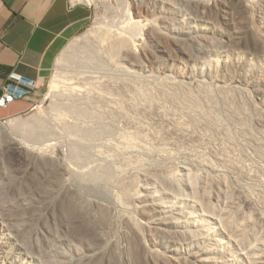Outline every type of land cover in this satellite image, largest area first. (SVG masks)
I'll return each mask as SVG.
<instances>
[{
  "label": "rangeland",
  "instance_id": "obj_1",
  "mask_svg": "<svg viewBox=\"0 0 264 264\" xmlns=\"http://www.w3.org/2000/svg\"><path fill=\"white\" fill-rule=\"evenodd\" d=\"M75 1H76V3L77 2L78 3H84L89 7L90 12H91V16H90L88 22L86 23V25L82 28V30L79 33H77L73 38L69 39L68 41H66L64 43L63 47L55 55L54 60L52 61V64L49 66V68L45 72V75L42 78V80L37 82L36 89L30 98L31 102H32V107H31L30 111L26 114H23V115L14 116V117H21L22 119H25V121L29 122V123L35 119L45 120V121H47V123L49 122L48 124H50V126H52L51 128L53 129V134L50 135L44 141H42V143L41 142H40V144L36 143L35 146H33V149H31L30 152H28V153L25 152L24 155L22 153H16L15 150L12 151L10 148H8L5 145L6 137L4 135L0 136V245H2V244L8 245L9 243H12L10 246H6V248L0 250V264H12L13 263V262L12 263L6 262V260L11 257L12 251H15L17 253V256L14 257L15 259H12V258L10 259V261L11 260L14 261L15 264H150L148 258L142 252L139 253V257L137 259H135V260L133 259L134 257L132 255H133V248L135 246L134 244L136 242H138V240L145 242V244H148V243H146V241H148V238H151L154 234L153 239L157 238L155 241L158 244L168 246L169 245L168 236L166 239V237H163V235H161V233L155 231L153 228L147 227V225H146V221H147L146 218L147 217L145 218L139 212L140 209L138 210L137 209L138 207H135V205L136 206L139 205L137 201L131 200L130 202H127V203L123 202L124 204H121L119 201L117 202L116 197L118 195H116L115 193L118 192V189L115 186H113V185L108 186L110 194H109V196H105V195L103 196V195L98 194L96 192V190L94 189V187H96V186L93 183H84L81 181L79 182V180L74 175L75 173H84L87 170L93 169L94 167H97L98 164L100 165L101 163L103 164V162L105 163L106 160L108 161L107 163L111 162L110 164L114 167V169H116L119 166L118 169H120V170L117 169L118 172L115 171V173H117V175L114 173L115 176L121 175L120 177H123V176H127V175L129 176V174L132 176L131 173L134 172V175L136 173L135 177H137V181L139 182V184L137 182V186L144 185L145 182L148 180V178H147L148 173L156 170V168H158V169L160 168V170L163 169L162 172L169 175V176L172 174L171 176L172 177L174 176L173 178H175L177 174H180L179 169L182 167L188 169L189 171L188 170L187 171L190 172V175H192V173H193V176L195 175V176H198L199 178H201V177L204 178L206 176L207 179L209 180L208 181L206 178L204 179L205 183L207 182V185L205 184V186L203 188L204 190L202 189L203 191L201 190V188L198 189L199 191L198 190L197 191H198V194L201 191L200 192L201 195L199 194V196H201L200 198L203 197L204 199H207L208 202L204 199H203V201H206L207 203H209L210 208L212 207V205H213V207L211 209L209 208L210 211L207 208L208 212H207V210L203 211L202 208L194 205V201L192 198L193 195H191L188 192H186L185 190H183L184 195L182 198H180V197L174 198L175 201L177 202V204L182 205L186 210V214H182V219H188L190 221L193 220L192 222H195L197 224L202 221V224L206 226V232H204V234L202 235V238L207 240L208 243L210 241H212L213 247L211 246V249L213 248V251H216L217 253H221V254H219L221 259H218L219 264H254L255 261L260 260L261 257H262L261 260L264 261V255L261 254L264 252L263 249H262L263 252H261V253L259 252V254H258L259 249L256 250L257 247L259 246L257 241L261 238L260 237L261 234L264 233V169H263L264 168L263 167L264 166V156H260L256 152V145H255L256 141L251 140L249 136H248L249 138L245 137V133H242V136H241L242 131H240V130H239L240 135H238L239 134V131H238L239 128H236L237 126L232 125L235 121H233V123H232L231 120L230 121L226 120L228 118H226L225 115L223 116V114H226V113H225V111L223 113V110H222L223 107L220 105V103L217 102V104H216V105H219L218 106L219 109H218V107H216L218 109V110H216L217 112L215 113V109L213 111H214L215 115L218 113V111H219V113H222V114H220V116H222L224 118H220L218 116L219 113L216 116H218V118L220 120L224 119L226 124L224 123L223 120H222V122L221 121L220 122H221V124H225V125H223V127L226 126L228 130L225 129V127L223 128L221 125H219V126L218 125H215V126L209 125V126L203 127L205 124V123L203 124V122H202V124L198 123V122H197V124L196 123L194 124L193 122H191V120L187 117L186 114L182 115L184 113H182L180 111H178L179 114L177 112H175V113L172 112L171 104L168 102H163L162 100L159 101L161 98L160 99L158 98L159 103L157 101V103H158L157 105L161 106V104H162V106L164 105L166 107V109L164 106L163 107L157 106L155 108H152L153 110L152 109L148 110V111L145 110V113L147 115L144 113V110H142L141 112H136V114L134 112V109L131 110L134 113H132L130 110H128V111H130V113L128 112L129 116L132 114H135V115H132L135 117L131 116L129 118V123L132 127L129 124H127L128 121H127V123L126 122L124 123V120L126 121V120H128V118H126V119L123 118L124 119L123 121L122 120L119 121V117L117 119L114 118L116 120L112 119L113 122L111 120L105 119V122L108 121L107 123H108V127L111 130V133L109 134L110 136L107 134L103 135L105 138L101 136L102 138H98L99 141H98V139H96L97 137L94 138V140H90V139H87L83 136H76V134L70 133L63 128L65 130L64 131L62 129L63 126L59 124L60 121L58 120V117H57L58 116L57 113H60L62 115V106H64L65 103H68V102L73 103L74 105H77V106L82 105L83 107H85L90 112L84 117V119L86 121L90 122L91 120L94 119V117H97L96 115L100 114L99 113L100 110L93 108V106H91V105H86L85 104L86 99L84 97H80L78 99H77V97H75L76 99H72V95L68 94V91L70 93V89H71L72 85L75 86V84H77V82L81 83V85H84L87 82L92 81L93 79L96 80V78H97V80H99V79L103 80V78L108 79V80L104 79L105 81H107V83H108V81H110V83H112L115 80L114 82H116V83L113 82V84L123 83V82H121L120 79H122L124 81V80H127L129 78V79H132V81H133L135 78H137L133 81L135 83L132 82V83H130V85L133 84L132 85V87H133L135 84L138 83L139 85L138 84L136 85L138 87V86H141V85L144 86V84L145 85L147 84L146 85L147 87L146 86H144V87L149 88V90L151 89V91L155 90V91H153V93L156 94V97H160V96H157V95H159L157 92L158 86L163 85V84L172 85V82H170V81H172V79H174L175 82L177 80V84H178V79H179V83H180V81L182 83V80L186 78L185 84H184V80H183V83H182L183 86H185V85H186V87L191 86V87H189V89H191L192 87L194 88L196 86L197 90H198L197 87L203 86L207 90L205 89V91H204L203 87H201L200 91L209 93L211 96H213V98L217 97V100L220 98L219 97L221 95V94L219 95L220 92L223 93L225 90H226V92L228 90H229L228 92H230V89L228 87L233 88V86H234V88H235V89L233 88L235 90L234 94H237L236 91H239V94H237V97H236L237 100H239V101L242 100L243 102L245 101L244 103H245L246 107L249 108L248 109L249 111L251 109H252L251 111H253V107H256L257 105L258 106L255 109L259 108L260 104L264 101V96L262 94L256 92L253 88H254V86L257 88L262 87V85L264 86V54L257 53L256 51H254V48H253L254 46L250 41L249 34L244 33L241 43H238L234 32H236V31L238 32L241 29L243 30L244 27L248 26L249 24L254 25L255 28L262 29V27L264 26V12H262V11H264V7L262 9V6H264V0H249L250 6L247 3L248 0H244V2H243V0L242 1L240 0L242 3L239 0H236V1L235 0H227V1L226 0H222V1L221 0H219V1L218 0H198V1H201L202 3H205L206 5L209 6L208 8L204 9V10H206V13L203 10V16L205 18H202V19L199 16L197 17V15H196L197 13H195V11H193L194 9H191L188 7H186V8L185 7H179L178 3L176 2L177 0H158V1L164 2V3L172 2L175 4V5H173V7L180 8V10L182 9L181 11L173 10L174 12L171 13V18L174 19L175 21L178 20L179 22H181V24H184V25H189L190 23L192 25V23H193L194 25L195 24L200 25L202 27L209 28V30L210 29L212 30V32L209 31L208 34L205 36V39H203V40H205L204 43L207 46L209 45V47H208L209 48V50H208V58L209 59L206 62L208 63V62L213 60L212 62L208 63L209 65L207 64L208 66L206 67V69L207 68L209 69L212 67V69H211L212 72H210V73L205 72L204 73V74H206L205 76L193 75L194 77H192V79H191V77H189V75H187L189 77V79H188V77L184 76L186 74L182 73V72H185V68L183 65H179V68L181 67V69L179 71L183 76L178 78L174 71L169 70V69L164 70L160 66H157V65L151 66L150 64H146V66L144 65V67H143L144 69H141V71H139V69L137 70V69L133 68L134 71L137 73H135L134 71H130L129 73H126V74H128L129 77L125 73H124L125 76H122L123 72H121V74H120L119 72L99 71L97 69H92V68L84 69V68H81V66H79L80 68L77 67V65H75V64H74L75 66L73 65L74 67L72 66L71 63L68 64V62L63 60L64 55L70 54L72 44H74L76 42H80L85 37L90 35L91 34L90 32H92V31H97V30L101 31L103 29L104 30L110 29L111 31L117 30V31L123 32L130 39L131 44L134 48L138 49L142 45H146L147 47L148 46L150 47V44L147 41L146 29L148 28V26L151 23H153L155 16H157L159 14L158 12L160 11V9H157L156 7L149 5V3L146 0H144V1L143 0H95V1H91V3L90 2L88 3L84 0H75ZM224 1L227 4L229 3L228 4L229 8H228V5ZM229 1H231V2L233 1V2L231 3ZM219 2L220 3L224 2V4H223L224 6L223 5L220 6ZM235 3H239V4H235ZM240 3L241 4H243V3L247 4L250 7V9H248L250 11V13L248 10H247L248 12L246 10H244L241 7ZM253 3L255 5L258 3L261 8L260 7L258 8L257 7L258 5H256V7H255V5ZM214 4L215 5L217 4V6H215ZM235 5H236V7H235ZM226 6H227V8H226ZM237 6H239L240 8L239 7L237 8ZM252 6H254V8H251ZM248 20H250V21H248ZM155 23L157 24L158 21H156ZM94 33H92V34H94ZM208 35H209V37H208ZM231 35H234V37ZM244 36H247V37L245 38ZM228 38L229 39L232 38L234 40L236 39L234 42L236 43V41H237L238 44L232 43L233 40L231 41ZM247 38H249V39H247ZM246 39L249 40L250 42L245 41L246 42L245 43L244 40H246ZM161 40H163V39H161ZM163 43L167 44V45H165L166 47H168V46L170 47V45H171L168 42H164V40H163ZM185 47H186V50H188V52H191V50L193 49L189 45L188 46L186 45ZM171 51H172V53L175 52V50H172V48H171ZM79 57H81V56H79ZM219 63L221 65H225V66H220ZM210 65H211V67H209ZM215 65L217 67L219 66L218 67L219 69L216 68ZM151 68H155V69H151ZM156 68H159L158 70H160V75H159V71H157ZM133 69L131 68L129 70H133ZM165 71L168 75L165 73ZM213 72H215V74ZM162 73H165V75L163 76ZM130 74H132V75H130ZM210 74H211V76H210ZM173 75H176V76L174 77ZM168 76H170V77H168ZM190 76H192V75H190ZM124 77L127 79H124ZM133 77H134V79H133ZM152 77H155V78H153V80H152ZM163 77L164 78L166 77L167 80H169V82L167 80H165L166 78L164 79ZM210 77H213V78L210 79ZM111 79H112V82H111ZM195 79L198 80V82ZM201 79L204 81H202ZM69 81L70 82L72 81V83L70 84ZM164 81L168 82V83H164ZM62 82H63V84H61ZM74 82H76V83H74ZM144 82H146V83H144ZM160 82H163V83L161 84ZM175 82L173 84H176ZM207 82H209V84ZM118 84L116 86H121ZM148 84H149V86H148ZM156 84H157V86H156ZM199 84H200V86H198ZM70 85H71V87H70ZM231 85H233V86H231ZM150 86L153 87L154 89L151 88ZM225 86H226V89H225ZM236 86H238L239 88L238 87L236 88ZM219 87H220V89H219ZM223 89H224V91H221ZM236 89H238V90H236ZM239 89L242 90V92ZM60 92L63 94H61ZM66 92H67V96L70 95L69 96L70 98L68 97L69 99L66 97ZM128 92H130V91H128ZM128 92H125L127 94L124 95L125 98H123V99L126 100V101L124 100V102H126L127 105H128V101H127L128 99H129V101H131V103H129V105L133 104L135 101L137 102L138 100H135L136 98L135 99L133 98V95H132L133 93L130 92L132 95L131 96L130 93H128ZM231 92H232V90H231ZM240 92L243 93L244 95L243 94L240 95ZM211 93L212 94L216 93V95L215 94L212 95ZM128 94L132 97V99L135 100L134 102L130 99L131 97ZM126 95H128V96H126ZM238 95H240V96H238ZM246 99H248L249 102L248 101L246 102ZM249 103H250V106H249ZM84 105H86V106H84ZM88 107H89V109H88ZM157 108H159V110ZM59 109H60V112L58 111ZM154 109H157L160 112L162 111L161 113H164L166 111L169 114V112H170V114L168 115L167 113H164V114H162V116H163L162 117V116H159V115H161V113H159L158 111H156ZM55 110H57V113H54ZM153 111H155L156 113L155 114L152 113ZM137 113L140 116V118L138 120L136 119L139 117L137 115ZM140 113H141V115H140ZM56 114H57V116H56ZM142 114H144V115H142ZM167 115L169 117H173V115H174V117L169 119V117H167ZM175 115H176V117H175ZM141 116L143 119H145L147 117L143 121H145V122L147 120L148 121L145 123L142 120H140V119H142ZM155 116H157L158 118ZM14 117H11V118H14ZM70 117H72V116L68 115V118H70ZM159 117H162V118H159ZM165 117H167L168 119ZM72 118L71 119L73 121L70 122V120H69V123H73L74 121L76 122L75 118L74 117H72ZM133 118H135V119H133ZM154 118H157V119H154ZM65 119H67V118H65ZM120 119H122V118H120ZM131 119H133L135 121L137 120V122L138 123L140 122L141 125L138 123H137L138 124L137 125L135 121L130 122ZM157 120H159L160 123H162V120H163V123L165 122L168 125H165V123H164V125H163L164 127L163 126L159 127V125L161 126L163 123L160 124L159 121H157ZM186 120H188L190 122H188ZM65 121L68 122V120H65ZM109 121H111L112 123H109ZM141 121H142V123H141ZM173 122H179L178 124L182 123L183 129H182V127H180V125L179 126H178V124L176 125V123L174 125ZM171 123H172V126L170 125ZM0 124L4 125V123L1 121H0ZM192 124H194V126ZM200 124H201V126L199 127ZM236 125H237V123H236ZM138 126L142 127V128L139 127V129L141 131L139 129H137V130H139L138 131L139 133H141L142 130L144 131L141 133V135L135 131L136 130L135 127H138ZM143 126H144V129H143ZM173 126H174V128H173ZM253 126L255 128H257V130L255 128H253L254 133H255V131L258 132L259 127L256 126V124H253L252 127ZM148 127H149V129H148ZM175 127L177 129H175ZM189 127H191V128H189ZM212 127H214L215 129ZM217 127H218V129H217ZM220 127H222V129H225V130H220L221 129ZM252 127H251V130H253ZM163 128H165V129H163ZM204 128H205V130H204ZM172 129H175V131H173ZM169 130H170V132H169ZM224 131H225V133H224ZM228 131H229V133H228ZM259 131H261V130H259ZM133 132H135V133H133ZM131 133H133V134H131ZM157 133L161 137L163 135V137L160 138L159 135H158L159 137L158 136L155 137V135H157ZM220 133H223L224 135L220 134ZM258 133H260V132H258ZM258 133H255V135L256 134L258 135ZM261 133L263 134V137H264V131H262ZM13 134H15V136L19 135V133H18V135H17V133H13ZM124 134L125 135L128 134L127 136H129L131 134V138L134 137L136 139H137V137H135L134 134H138L140 136V137L138 136L139 138H141V136L143 134L144 135L142 137L143 140H142V138L141 139L138 138L137 140L132 138L134 140L133 141L130 138L132 140V142L130 143L129 142L130 140L128 141L130 143L129 144L130 148L129 147L127 148L126 144L128 143L127 140L129 137L127 138ZM217 134H220V136ZM229 134H231L232 137H230ZM262 134H260V137H262ZM248 135H250V134H248ZM120 136H122V137H120ZM145 136L147 137V139ZM169 136H171L172 138ZM224 136H226V137H224ZM227 136H228V138H227ZM208 137H209V139H208ZM215 137H216V139H215ZM229 137L235 141L232 142V140ZM124 138L127 140H125ZM240 138L243 142H241ZM17 139H16V141L18 142L19 139L18 140ZM123 139L125 140L126 144H125ZM200 139H201V141H200L201 143L199 142ZM246 139H247V141H246ZM2 140H3V142H2ZM260 140H261V138H260ZM135 141H136V143H135ZM263 141H264V138H262L261 142L259 141V138H258V142L262 143ZM253 142L255 143L254 147H253ZM18 143H20V140ZM111 143H113V144H111ZM133 143H135L136 145ZM229 143H230V145H229ZM231 143H234V144L231 145ZM115 144H120L121 149L118 148L119 145H115ZM131 144L134 145L133 149H132L133 146L131 147ZM182 144H184V145H182ZM220 145H221V147H220ZM77 146H78V148H82L84 146L85 148H82V149L87 148V150L90 148L88 151L90 152V154H92V159L89 162H85V164H82V162H79L80 164L79 163L75 164V163H73V161L69 160L70 159V157L68 155V153L70 151L69 149L75 148ZM114 146H115V148H114ZM123 146H124V149L125 148L127 149V151L125 149V151L127 153L124 151V149H122ZM127 146H128V144H127ZM183 146H185V147H183ZM236 146H238V147H236ZM224 148L227 150L225 151ZM254 148H255V151H254ZM22 151H25V150H22ZM254 153H256V154H254ZM100 154L102 155L101 157H100ZM109 154L110 155L112 154V155L110 156ZM220 154H221V156H220ZM226 154H227V156H226ZM34 155L36 157H34ZM37 155H39L40 157L38 156V159H35V158H37ZM119 155L121 157L122 156L123 157L121 158ZM219 156H220V158H219ZM228 156L231 157V159ZM164 157H165V159H164ZM51 158H53L54 161ZM129 158L131 159L132 162L130 161ZM40 159L41 160L43 159V160L41 161ZM162 159H163V161H162ZM221 159H222L223 163L221 162ZM35 160H36V162H35ZM45 160L48 161V164H46L47 161H45ZM119 160L121 163L119 162ZM44 161H45V163H43ZM129 161H130V165H129ZM139 162H141V163H139ZM224 162H226V163H224ZM63 163H66V164H63ZM235 163H237V165L238 164L239 165L237 166ZM114 164L115 165L117 164L116 165L117 167H115ZM122 164H124V165H122ZM59 165H61V166H59ZM62 166L63 167L65 166V168H69V169L67 171H66V169L62 170V171H65V173L64 172L61 173L62 171L60 170V167H62ZM131 166H133V167H131ZM152 166H153V168H152ZM124 167H126L127 169ZM130 167H131V169H129ZM232 168H234V169H232ZM73 169H74V171H73ZM170 169H171L172 173H170ZM165 170H167L169 172H167ZM142 171H143V173H142ZM173 171L175 173H173ZM123 172H126V173H123ZM137 174L139 175V178H138ZM179 176L180 175H178L177 177H179ZM62 177H63V179H62ZM212 177H214V178H212ZM223 178L225 180H223ZM142 180H144V181H142ZM217 181H219V182H217ZM225 181H226V183H225ZM220 182L224 183L222 185V187H220L221 185L219 186V184H218ZM50 184H52V185H50ZM64 184H65V188L63 187ZM60 187L63 189L60 190ZM139 187L141 188L142 186H139ZM140 188H139V190H140ZM64 189L65 190L69 189V190L63 191ZM216 189H217V191H216ZM225 189H226V191H225ZM221 190H222V192H221ZM218 191H219V193H218ZM227 191H228V193H226V194H228L227 196L225 194H222V193H225ZM66 192L71 193V194H69V198H68V195H66L67 194ZM231 192H232V194H231ZM76 193H79L82 196L80 202L82 200H83V202H81V203H87L88 202L87 204L90 207L89 214L91 213L89 217L90 218L92 217L91 219L94 220L99 215V214H97L99 212H101V213L103 212L102 214H104L105 219L102 220L103 222L99 223L100 226H98L96 229L97 230V233H96L97 238H95L94 235H91V237L87 238V240H86V238L83 239V237L81 235H80V238L77 237L75 235L76 230L72 226L73 224H70V223H72L70 221H72L73 219L67 220L66 216L63 214L64 208L68 204V201H66L65 199H70L72 197V198H74V201H76L75 203L80 205L79 199L81 196L79 194H76ZM138 193H141V192H138ZM57 194L59 195L58 197H57ZM186 195H188V196H186ZM209 196L212 197L211 201H210V199L208 200ZM25 198H27V199H25ZM30 198L35 200L34 203L33 202H29V203L25 202L24 203V199L28 200ZM54 198H58L57 199L58 202L56 201L54 204L53 203L51 204L50 202ZM185 198H186V200H185ZM240 198L242 200L241 202L239 200ZM246 199L248 201L250 199L252 200L251 204L253 202V204L255 205L254 210L252 209L253 207H250V206L248 207V205L244 204L243 201ZM46 201H47V203H46ZM77 201H78V203H77ZM84 201H86V202H84ZM214 203H215V205H214ZM90 204L93 206L91 207ZM125 204H126V206H125ZM129 204L131 206H133L134 208L131 207V210H130V208L128 209ZM53 205H55V206H53ZM82 205H85V204H82ZM134 209H136L138 212ZM235 210H236V212H235ZM227 211L229 212L230 216L228 215ZM237 211L239 213H237ZM188 212H190V213H188ZM258 212L260 214V216H259L261 218L260 220L257 219V217L255 218V216H253V215H257L256 213H258ZM93 213L94 214L96 213L95 214L96 217H95V215L92 216ZM210 213H212V214L214 213L215 216L211 215ZM225 214H227V216H229L230 218L227 217ZM145 215L148 216L146 213H145ZM151 215H152V213H151ZM153 216L154 215H152V218H153ZM126 217H127V219H126ZM212 217H215L216 220L218 217V219L220 218L222 221L221 220L220 221L219 220L218 221L213 220ZM250 217H251V221L253 222V226L252 227L248 226L247 227L248 228L247 229L248 234L246 233L247 236L244 235L246 237L243 236L242 239H239V242L242 240L241 243L242 242H244V243H242V244H240L239 242L237 243L235 241V240H237V238L236 239H234L235 237L230 238V236H227L224 234L225 229H222L223 227L226 228L225 226H227V225L232 226V229L236 232L238 228L241 229L242 226L244 227L245 223H247V221L250 220ZM98 218H99V216H98ZM233 218H235L237 220H234ZM129 219L130 220L132 219V220L129 221ZM225 219H227V220H225ZM254 220H256V221H254ZM131 222L139 225L138 230H133L130 227L132 225ZM228 222H229V224H228ZM255 222H256V224H255ZM224 223H225V225H224ZM101 224H103V225H101ZM237 225H239V226H237ZM128 226H129V228H128ZM2 229H4L5 231L2 232ZM69 229H71L72 231ZM140 229H141V231H140ZM151 230L152 231L154 230L153 231L154 233ZM150 232L152 233V235ZM128 235H130V236H128ZM234 236H236V235H234ZM134 237H137L138 239H134ZM262 237H264V234H262ZM70 238H71V240H70ZM174 238L175 239L177 238L176 240H178L179 236L174 235L173 239ZM215 238L218 239L216 241L217 244L214 243V241H213V240H216ZM157 240H159V241H157ZM88 241H89V244H86V243H88ZM130 241L132 243H130ZM249 243L253 246V248ZM256 243H257V246H256ZM129 244L130 245L133 244V245L130 246ZM186 244L187 243L177 242L175 244V247H177L176 249H183L186 247L189 248L191 245H193V244H191V245L187 244V246H186ZM238 244H239V246H238ZM131 247H132V254H131ZM192 247L194 248V246H192ZM149 248L154 249L152 246L151 247L149 246ZM155 248H157L163 255L165 254L163 252L164 251L163 246H162V248H160L159 246H156ZM249 248H250V250H249ZM252 249H254V250H252ZM248 250H249L250 254H249ZM251 250H252V252H251ZM171 252H172V250L169 249L168 254ZM245 252H248V253H245ZM248 254L250 255V257L252 259H254V258L256 259L258 255H261V257L259 256V259L257 258V260H255L254 262L251 259L250 261H252L253 263H250L249 259H248V257H249ZM254 254L256 255V257L253 258L252 256ZM130 255L133 257L132 259H131ZM179 263L183 264L181 262V260ZM187 263L193 264L190 261H187Z\"/></svg>",
  "mask_w": 264,
  "mask_h": 264
},
{
  "label": "bare ground",
  "instance_id": "obj_2",
  "mask_svg": "<svg viewBox=\"0 0 264 264\" xmlns=\"http://www.w3.org/2000/svg\"><path fill=\"white\" fill-rule=\"evenodd\" d=\"M86 2H90L91 1H95V0H84ZM144 1V0H143ZM149 5L153 6V7H156L157 9H160V11L158 12L159 14L157 16H155V19L153 21V23H151L148 28L146 29V36H147V41L148 43L150 44V47L146 46V45H142L140 46L138 49L137 48H134L131 44V41L130 39L123 33V32H120V31H117V30H110V29H106V30H101V31H92L90 32L91 34L88 35L87 37H85L83 40H81L80 42H76L74 44H72V48H71V52L70 54L68 55H64L63 57V60L71 63L72 66L75 64L77 65V67L81 66V68H84V69H87V68H92V69H97L99 71H107V72H119L121 74V72H123V75L122 76H125L124 73H129L130 71H134V69H139V71H141V69H144V65L146 66V64H150L151 66H160L161 68H163L164 70L166 69H169V70H172L175 72V74L177 75L178 78L182 77L183 75L180 73V69L181 67L179 68V65H183L184 68H185V72H182V73H185L186 77H188L187 75H189V77H194L193 75H202V76H205L206 74H204L205 72H212L211 69V65L209 67L211 68H207L206 67L209 65L208 63L212 62H206L208 61V50H209V45L207 46L203 39H205V36L208 34V32H212V30L207 27H202L200 25H194L192 23L189 24V25H184V24H181V22H178L175 21L174 19L171 18V13H173L174 11L173 10H178V11H181L180 8H175L173 7V5H175L174 3L172 2H160L158 0H146ZM219 1V0H218ZM222 1V0H221ZM227 1V0H226ZM236 1V0H235ZM234 1V2H235ZM240 1V0H239ZM242 1V0H241ZM240 1V2H241ZM179 5V7H188V8H191V9H194L193 11H195V13H197V17L199 16L201 19L202 18H205L203 16V10L208 8L209 6L206 5L205 3H202L201 1H198V0H177L176 1ZM225 2V1H224ZM224 2H219L220 3V6L224 4ZM231 2V1H229ZM233 2V1H232ZM231 2V3H232ZM244 2V0H243ZM258 2V1H257ZM217 3V2H216ZM226 3V2H225ZM242 3V2H241ZM240 3V4H241ZM246 3V2H245ZM241 4V7L244 9V10H248L250 9V4H249V0L247 1L248 5L247 4ZM251 3V2H250ZM256 3V2H255ZM260 3V2H259ZM262 3V2H261ZM227 4V3H226ZM229 4V3H228ZM227 4V5H228ZM235 4H239V3H235ZM254 4V3H253ZM215 5V4H214ZM252 5V4H251ZM255 5V4H254ZM256 5H258L257 7L259 8L260 5L257 3ZM255 5V7H256ZM177 6V5H176ZM217 6V4L215 5ZM224 6V5H223ZM240 6V5H239ZM237 6V8L239 7ZM236 7V5H235ZM249 7V8H248ZM264 6H262V9H263ZM220 8V7H219ZM227 8V6H226ZM228 8H229V5H228ZM240 8V7H239ZM251 8H254V6H252ZM261 8V7H260ZM210 9V8H209ZM224 9V8H223ZM256 9V8H255ZM240 10V9H239ZM242 10V9H241ZM258 10V9H257ZM249 11V10H248ZM247 11V12H248ZM204 12L206 13V10H204ZM244 12V11H243ZM264 12V11H262ZM250 13V11H249ZM199 14V15H198ZM246 14V13H245ZM155 15V14H154ZM175 17V16H174ZM256 18V17H255ZM180 19V18H179ZM256 20V19H255ZM158 21V23L156 24L155 22ZM250 21V20H248ZM252 21V20H251ZM213 28V27H212ZM95 32V33H94ZM94 33V34H92ZM235 33V36H236V39L238 41V43H241L242 41V37L245 34H249L250 36V41L251 43L253 44V48H254V51H256L257 53H261V54H264V26L262 27V29H258V28H255L254 25L252 24H249L248 26L244 27V29L240 30V31H236L234 32ZM234 37V35H231ZM209 37V35H208ZM229 37V36H228ZM245 38L247 36H244ZM163 39L164 42H168L170 43V47L172 48V50H175V52L172 53L171 51V48L169 47H166L165 45H167L166 43H163ZM229 39V38H228ZM235 39V40H236ZM244 39V38H243ZM249 39V38H247ZM244 40V42L246 41H249V40ZM229 40H233L232 43H235L234 39L230 38ZM236 41L235 44H238ZM249 41V42H250ZM245 42V43H246ZM231 43V42H230ZM218 44V43H217ZM243 44V43H242ZM190 46L192 47L193 49L191 50V52H188V50H186V47L185 46ZM81 54V55H80ZM81 56V57H79ZM216 60V59H215ZM214 63V62H213ZM218 63V62H217ZM216 63V64H217ZM226 63V62H225ZM70 64V65H71ZM208 64V65H207ZM220 64V63H219ZM223 64V63H222ZM74 65V66H75ZM218 65V64H217ZM73 66V67H74ZM149 66V65H148ZM220 66H225V65H221ZM76 67V68H77ZM159 67V68H160ZM216 68H218L216 65H215ZM80 68V67H79ZM133 69V70H129V69ZM159 68H156L157 71H159V75H160V70H158ZM151 69H155V68H151ZM219 69V68H218ZM215 70V69H214ZM151 71V70H150ZM156 71V70H155ZM135 72V71H134ZM133 72V73H134ZM146 72V71H145ZM163 72V71H162ZM132 73V72H131ZM137 73V72H135ZM147 73V72H146ZM166 73V71H165ZM165 73H162V75L164 76ZM215 74V72H213ZM144 74V73H143ZM152 74V73H151ZM156 74V73H155ZM167 74V73H166ZM170 74V73H169ZM204 74V75H203ZM212 74V73H211ZM210 74V76H211ZM128 76V74H126ZM132 75V74H130ZM137 75V74H136ZM139 75V74H138ZM168 75V74H167ZM176 75H173L174 77ZM192 75V76H190ZM208 75V74H207ZM142 76V75H141ZM214 76V75H213ZM129 77V76H128ZM170 77V76H168ZM173 77V78H174ZM188 77V79H189ZM209 77V76H208ZM153 78L155 77H152V80ZM159 78V77H158ZM164 78V77H163ZM166 78V77H165ZM164 78V79H165ZM172 78V77H171ZM199 78V77H198ZM197 78V79H198ZM201 78V77H200ZM213 78V77H210V79ZM105 78H103L104 80ZM124 79H127L124 77ZM134 79V77H133ZM137 79V78H135ZM134 79V80H135ZM170 79V78H169ZM183 79V78H182ZM186 79V78H185ZM185 79L184 80V84H185ZM187 79V80H188ZM80 80V79H79ZM102 79H99L97 80H92L90 82H87L86 84L84 85H81V83H78L74 85H70L71 89H70V93L68 91V94H71L72 95V99H76L75 97L80 98V97H84L86 99V102L85 104L86 105H91L93 106V108H96V109H99L100 110V114H97L96 116L97 117H94L93 120H91L90 122L86 121L84 119V117L90 113L85 107H83L82 105L81 106H77V105H74L73 103H65L64 106H62V115L60 113H57V110H55L54 113H57L56 116L58 117V120L60 121V125H62V129L64 128L66 131L70 132V133H73V134H76V136H83L87 139H90V140H94V138L98 139V138H102L104 137L103 135L107 134L109 135L111 133V130L110 128L108 127V121L107 120H111L113 122L112 119L114 118H118L119 117V121H123L124 119L128 118V120H124V123L128 121L127 124L130 125L129 123V118L132 116V115H135L136 112H141L142 110H144V113H145V110L148 111V110H151L152 108H155L157 107L159 101H163V102H168L171 104V107H172V112H177L180 111L184 114L182 115H187V117L191 120V122H193L194 124L197 122L198 123H201L203 122L204 126H215V125H221L223 127V125L226 124V122L224 121V119H219L218 116L220 118H224L222 116H220V114L222 113H219L218 111V116L215 115V113L217 112L216 110L219 109V105H216L217 102L220 103V105L223 107V113L225 111L226 114H223V116L225 115L226 120L228 121H235L237 123L234 122L232 125L234 126H237L236 128H239L238 131H242L241 132V136H242V133H245V137H250L251 140L253 141H256V144L253 142V147L256 145V152L260 155V156H264V141L262 143H260L262 141V138L263 137V134L261 133L262 131H264V101L260 104L259 108L255 109L256 107H253V111H251L252 107L250 108L251 110L249 111L248 107H246L245 105V101L243 102L242 100H237V94H239V91H236L237 94H234L235 92V88L233 85V88H230V92H226V90L224 91L221 90V91H224L223 93L220 92L219 93V99L217 100V97L213 98V96H211L209 93L207 92H203V91H200L201 90V87H197L198 90L196 89V86L192 89H189V87L191 86H188L186 87L183 86V80H182V83L180 81L179 83V79H178V84H177V80L176 82L174 81V79H172V85H159L158 88H157V92L159 95L157 96H160V97H156V94L153 93V88L151 91V89L149 90V88H145L144 86H146L144 84L141 85V86H136L137 84H135L133 87L130 83H132V79H127V80H121V82L123 83H120L118 85H121V86H116L117 84H113V81L112 82V79H111V82L108 81H105V80H108V79H105L103 81ZM143 80V79H142ZM147 80V79H146ZM151 80V79H150ZM160 80V79H159ZM163 80V79H162ZM167 80V78L165 79ZM196 80V79H195ZM202 80V79H201ZM200 80V81H201ZM77 81V80H76ZM137 81V80H136ZM161 81V80H160ZM169 82V80H167ZM198 82V80H196ZM204 81V80H202ZM201 81V82H202ZM70 82V81H69ZM157 82V81H156ZM168 82H165L164 83H168ZM176 83V84H173V83ZM200 82V83H201ZM72 83V81L70 82V84ZM76 83V82H74ZM110 83V84H109ZM116 83V82H114ZM135 83V82H133ZM146 83V82H144ZM161 84L163 82H160ZM189 83V82H188ZM209 84V82H207ZM63 84V82L61 83ZM141 84V83H140ZM151 84V83H150ZM139 85V84H138ZM155 85V84H154ZM191 85V84H190ZM61 86V85H60ZM59 86V87H60ZM68 86V85H67ZM149 86V84H148ZM157 86V84H156ZM194 86V85H193ZM200 86V84L198 85ZM206 86V85H205ZM58 87V88H59ZM69 87V88H70ZM147 87V86H146ZM207 87V86H206ZM222 87V86H221ZM238 86H236L237 88ZM66 88V87H65ZM211 88V87H210ZM223 88V87H222ZM227 88V89H228ZM239 88V87H238ZM196 89V90H195ZM204 91L206 88H204ZM220 89V87H219ZM225 89H226V86H225ZM241 89V88H240ZM239 89V90H240ZM256 92L262 94L264 96V86L262 85V87H255L253 88ZM69 90V89H68ZM207 90V89H206ZM232 90V92H231ZM238 90V89H236ZM131 93H133V98L135 100H138L137 102L132 99V95ZM219 91V90H218ZM242 92V90H240ZM125 92H128L130 93V99L134 102L133 104H130L131 101H129V99L127 100L128 101V105L126 104V102H124L125 99ZM215 92V91H214ZM217 92V91H216ZM240 92V95H242L243 93ZM61 93V92H60ZM63 94V93H61ZM155 94V95H154ZM212 94V93H211ZM216 95V93H213ZM212 94V95H213ZM126 95V96H128ZM238 95V96H240ZM244 95V94H243ZM70 96V95H69ZM69 96H67V92H66V97L68 98ZM115 98H113V97ZM65 97V98H66ZM70 98V97H69ZM68 98V99H69ZM157 100H156V99ZM160 100H159V99ZM71 100V99H70ZM141 100V101H140ZM159 100V101H158ZM126 101V100H125ZM158 101V103H157ZM248 101V99H246V102ZM249 102V101H248ZM84 105V106H86ZM245 105V106H244ZM252 105V104H251ZM130 106V107H129ZM162 106V104H161ZM161 106H158V107H161ZM164 106V105H163ZM162 106V107H163ZM248 106V105H247ZM249 106H250V103H249ZM165 107V106H164ZM170 107V108H171ZM218 107V109L216 108ZM132 108V109H131ZM89 109V107H88ZM91 109V108H90ZM134 109V112L135 114H132L129 116L128 112L130 113L131 110ZM159 110V108H157ZM157 109H154L156 111H158ZM166 109V107H165ZM215 109V113H214V110ZM248 111H247V110ZM54 110V109H53ZM130 110V111H128ZM153 110V109H152ZM60 112V109L58 110ZM221 111V110H220ZM132 112V111H131ZM132 112V113H134ZM159 113H161L160 111H158ZM148 113V112H147ZM152 113H156L155 111H153ZM164 113H167L166 111ZM164 113H161V115L159 116H162V114ZM60 114V115H59ZM146 114V113H145ZM168 114V113H167ZM170 114V112H169ZM168 114V115H169ZM179 114V113H178ZM68 115L69 116H72L75 118L76 122L74 121L73 123H69V120L70 122L73 121L74 119L72 117L68 118ZM137 115L139 116V114L137 113ZM141 115V113H140ZM144 115V114H142ZM147 115V114H146ZM166 115V114H165ZM167 115V117H169ZM177 115V114H176ZM175 115V117H176ZM181 115V116H182ZM67 116V117H66ZM132 117H135V116H132ZM157 117V116H155ZM163 117V116H162ZM162 117H159V118H162ZM165 117V118H167ZM174 117V115H173ZM173 117H169L170 118H173ZM180 117V116H179ZM67 118V119H65ZM73 120H72V119ZM122 118V119H120ZM124 118V119H123ZM140 118V116L138 118H136L137 120ZM142 118V116H141ZM147 118V117H146ZM145 118V119H146ZM158 118V117H157ZM157 118H154V119H157ZM164 118V119H165ZM105 119H107L105 122ZM114 119V120H116ZM135 119V118H133ZM131 119L130 122H133L135 120ZM145 119H140V120H145ZM150 119V118H149ZM168 119V118H167ZM65 120H68L65 121ZM137 120L135 121L136 124L138 123ZM139 120V121H140ZM160 120V119H159ZM157 120V121H159ZM222 120L224 121L225 124H221ZM111 121H109V123H112ZM141 121V123H142ZM148 121V120H147ZM146 121V122H147ZM161 121V120H160ZM159 121V123H160ZM177 121V120H176ZM188 121V120H186ZM221 121V122H220ZM56 122V121H55ZM134 122V123H135ZM145 122V121H143ZM145 122V123H146ZM190 122V121H188ZM187 122V123H188ZM220 122V123H219ZM4 125L0 124V136L4 135L6 137V142H5V145L10 148L12 151L15 150L16 153H22L23 155L25 154V152H30L31 149H33V146H35L36 143H39L40 142L42 143V141H44L45 139H47L50 135L53 134V129L51 128L52 126H50V124L47 123V121L45 120H41V119H35V120H32L30 123L29 122H26L25 119H22L21 117H14V118H10L9 120L7 119L5 122H3ZM115 123V122H114ZM120 123V122H119ZM162 123H163V120H162ZM160 123V124H162ZM165 123V122H164ZM164 123L159 127H162L164 125ZM174 125L176 123V125L179 123V122H173ZM185 123V122H184ZM132 124V123H131ZM140 124V122L138 123ZM137 124V125H138ZM194 124H192L194 126ZM201 124L199 125V127L201 126ZM253 124H256V126L259 127L258 129V133L257 131H255V133H258V137L255 135L254 133V129L255 128L254 126L252 127ZM141 125V124H140ZM165 125H168L167 123H165ZM172 126V123L170 124ZM180 125V127L183 126L182 123L178 124V126ZM188 125V124H187ZM228 125V124H227ZM128 126V125H127ZM131 126V125H130ZM155 126V125H154ZM157 126V125H156ZM189 126V125H188ZM129 127V126H128ZM132 127V126H131ZM139 127L141 126H138V127H135V131L138 132L140 129ZM164 127V126H163ZM187 127V126H186ZM222 127H220L221 129L220 130H225L227 129L226 126L225 129H222ZM223 127V128H224ZM251 127L253 130H251ZM134 128V127H133ZM142 128V127H141ZM170 128V127H169ZM174 128V126H173ZM188 128V127H187ZM191 128V127H189ZM209 128V127H208ZM214 128V127H212ZM211 128V129H212ZM235 128V129H236ZM261 128V129H260ZM63 129V130H64ZM139 129V130H137ZM143 129H144V126H143ZM149 129V127H148ZM165 129V128H163ZM175 129H177L175 127ZM175 129H172L173 131H175ZM179 129V128H178ZM181 129V128H180ZM183 129V127H182ZM185 129V128H184ZM198 129V128H197ZM215 129V128H214ZM218 129V127H217ZM257 130V128H255ZM64 130V131H65ZM167 130V129H166ZM205 130V128H204ZM208 130V129H207ZM210 130V129H209ZM228 130V129H227ZM261 130V131H259ZM141 131V130H140ZM165 131V130H164ZM183 131V130H182ZM181 131V132H182ZM187 131V130H186ZM214 131V130H213ZM212 131V132H213ZM240 131H239V134L240 135ZM142 132H144L142 130ZM141 132V133H142ZM166 132V131H165ZM170 132V130H169ZM195 132V131H194ZM219 132V131H218ZM223 132V131H222ZM233 132V131H232ZM231 132V133H232ZM13 133H19L18 136H15V134ZM135 133V132H133ZM131 133V134H133ZM139 133V132H138ZM141 133H139L141 135ZM152 133V132H151ZM150 133V134H151ZM154 133V132H153ZM177 133V132H176ZM183 133V132H182ZM193 133V132H192ZM214 133V132H213ZM217 133V132H216ZM225 133V131H224ZM229 133V131H228ZM250 135H248V134ZM131 134L129 136L125 135L127 139V142L129 141L130 143L132 142L133 139L137 140L140 136L138 134H134L136 138L132 137L131 138ZM166 134V133H165ZM186 134V133H185ZM206 134V133H205ZM210 134V133H209ZM220 134H223V133H220ZM220 134H217L220 136ZM260 134H262V137H260ZM7 135V136H6ZM14 135V136H13ZM106 135V136H107ZM144 135V134H143ZM143 135L141 136V138L143 137ZM146 135V134H145ZM148 135V134H147ZM159 134L157 133L156 136H158ZM177 135V134H176ZM224 135V134H223ZM233 135V134H232ZM244 135V134H243ZM247 135V136H246ZM102 136V137H101ZM110 136V135H109ZM139 136V137H138ZM153 136V135H152ZM160 136V135H159ZM158 136V137H159ZM172 136V135H171ZM169 136V137H171ZM190 136V135H189ZM230 137L231 134H229ZM237 136V135H236ZM20 140V143L19 140ZM122 137V136H120ZM146 137V136H145ZM154 137V136H153ZM163 137V135H162ZM160 136V138H162ZM165 137V136H164ZM168 137V138H169ZM178 137V136H177ZM180 137V136H179ZM183 137V136H182ZM211 137V136H210ZM226 137V136H224ZM229 137V138H230ZM240 137V136H239ZM244 137V136H243ZM248 137V138H249ZM84 138V139H85ZM105 138V137H104ZM132 140H131V139ZM139 138V139H141ZM172 138V137H171ZM184 138V137H183ZM194 138V137H193ZM214 138V137H213ZM228 138V136H227ZM247 138V139H248ZM258 138H259V141L258 142ZM261 138V140H260ZM16 139L18 140V142L16 141ZM86 139V140H87ZM123 139V140H124ZM145 139V138H144ZM147 139V137H146ZM145 139V140H146ZM209 139V137H208ZM216 139V137H215ZM224 139V138H223ZM226 139V138H225ZM231 139V138H230ZM246 139V141H247ZM124 140V142H125ZM143 140V138H142ZM171 140V139H170ZM188 140V139H187ZM212 140V139H211ZM232 140V139H231ZM241 140V138H240ZM99 141V139H98ZM118 141V140H117ZM134 141V140H133ZM179 141V140H178ZM183 141V140H182ZM189 141V140H188ZM193 141V140H192ZM198 141V140H197ZM201 141V139L199 140V142ZM204 141V140H203ZM202 141V142H203ZM223 141V140H222ZM235 141V140H232V142ZM249 141V140H248ZM3 142V140H2ZM111 142V141H110ZM122 142V141H121ZM123 142V143H124ZM127 143L125 142L126 144V147L130 148V143ZM175 142V141H174ZM177 142V141H176ZM186 142V141H185ZM208 142V141H207ZM241 142H243L241 140ZM116 143V142H115ZM136 143V141H135ZM133 143V144H135ZM201 143V142H200ZM223 143V142H222ZM226 143V142H225ZM113 144V143H111ZM177 144V143H176ZM181 144V143H180ZM190 144V143H189ZM193 144V143H192ZM207 144V143H206ZM221 144V143H220ZM228 144V143H227ZM234 144V143H231V145ZM247 144V143H246ZM252 144V143H251ZM255 144V145H254ZM109 145V144H108ZM115 145H119L120 144H115ZM136 145V144H135ZM184 145V144H182ZM181 145V146H182ZM199 145V144H198ZM223 145V144H222ZM230 145V143H229ZM112 146V145H111ZM118 148L121 149V146ZM133 146V147H132ZM189 146V145H188ZM187 146V147H188ZM113 147V146H112ZM131 147L132 149L134 148V145L131 144ZM185 147V146H183ZM194 147V146H193ZM198 147V146H197ZM221 147V145H220ZM223 147V146H222ZM225 147V146H224ZM230 147V146H229ZM238 147V146H236ZM82 148H85L84 146ZM82 148H78L75 147V148H70L68 151V155L70 157L69 160L73 161V163H79V162H82V164H85V162H89L91 159H92V154H90V152L86 149H82ZM115 148V146H114ZM117 148V147H116ZM243 148V147H242ZM124 149V146L123 148ZM126 149V148H125ZM124 149V151H125ZM183 149V148H182ZM225 149V148H224ZM231 149V148H230ZM22 150H25V151H22ZM227 149H225L226 151ZM127 151V149H126ZM125 151V152H126ZM229 151V150H228ZM254 151H255V148H254ZM119 152V151H118ZM129 152V151H128ZM132 152V151H131ZM224 152V151H223ZM222 152V153H223ZM114 153V152H113ZM127 153V152H126ZM119 154V153H118ZM123 154V153H122ZM256 154V153H254ZM45 155V154H44ZM107 155V154H106ZM110 155V154H109ZM112 155V154H111ZM110 155V156H111ZM114 155V154H113ZM225 155V154H224ZM38 156L37 155V158L35 159H38ZM47 156V155H46ZM52 156V155H51ZM98 156V155H97ZM102 155L100 154V157ZM117 156V155H116ZM120 156V155H119ZM221 156V154H220ZM219 156V158H220ZM227 156V154H226ZM231 156V155H230ZM34 157H36L34 155ZM40 157V156H39ZM106 157V156H105ZM109 157V156H108ZM121 157V156H120ZM123 157V156H122ZM121 157V158H122ZM229 157V156H228ZM107 158V157H106ZM114 158V157H113ZM160 158V157H159ZM231 159V157H229ZM237 158V157H236ZM44 159V158H43ZM42 159V160H43ZM53 161L54 159L51 158ZM111 159V158H110ZM130 159V158H129ZM165 159V157H164ZM224 159V158H223ZM235 159V158H234ZM41 160V159H40ZM41 160V161H42ZM116 160V159H115ZM128 160V159H127ZM227 160V159H226ZM233 160V159H232ZM47 161V160H45ZM45 161L43 163H45ZM70 161V162H71ZM104 161V160H103ZM102 161V162H103ZM131 161V159H130ZM130 161H129V165H130ZM161 161V160H160ZM163 161V159H162ZM228 161V160H227ZM231 161V160H230ZM234 161V160H233ZM36 162V160H35ZM39 162V161H38ZM108 161L106 160V162L103 164L101 163L100 165L98 164L97 167H94L93 169H90V170H85L86 172L84 173H75V177L79 180V182H84V183H93L96 187H94V189L96 190V192L98 194H101V195H105V196H109V187L110 185H113L115 186L117 189H118V194L115 193L116 195H118L116 197L117 199V202L119 201L121 204H124V203H127V202H130L131 200L132 201H137L138 204L140 205H135V207H138L137 209L139 210L140 209V213L146 218V225L148 228H153L155 231L161 233V235H163V237H166L167 239V236H168V242H169V245L168 246H165V245H161V244H158L155 240L157 239H153V236L151 238H148V241H146V243L148 244H145V242L143 241H140L138 240V242H136L134 245V248H133V257L131 256V259L133 258L134 260L137 259L139 257V253H144V255L148 258L150 264H181L179 263L180 260L183 264H188L187 261H190L192 262L193 264H219V260L218 259H221V257L219 256V254L221 253H217L216 251H213V248L211 249V246L213 245V242L210 241L209 243L207 242V240L203 239L202 238V235L204 234V232H206V226L202 224V221L199 222L198 224L195 223V222H192L188 219H182V214H186V210L185 208L182 206V205H179L177 204V202L175 201L174 198H182L184 193H183V190H185L186 192H188L189 194L193 195L192 198H193V201H194V205L195 206H199L200 208L203 209V211L207 210V208L209 209L210 208V204L207 203V199H204L203 197L200 198L201 196H199L198 194V189L201 188V190L204 188L205 184L207 185V182L205 183V178L207 179V177L205 176L204 178L201 177L199 178L198 176H193V173L192 175H190V172H188L189 170L186 169V168H180L179 169V172L180 174H177L176 177L178 175H180L179 177H175L173 178L171 175H167L165 173L162 172L163 169L160 170V168H156V170L148 173V180L145 182L144 185H139V186H142L141 188L139 186H137V177H135L134 175V172L131 173L132 176L129 174V176H123V177H120V176H115V174L117 175V173H115V171L118 172V167L115 165V167H117L116 169H114V167L110 164V163H107ZM118 162V161H117ZM120 162V160H119ZM118 162V163H119ZM132 162V161H131ZM170 162V161H169ZM221 162H222V159H221ZM42 163V162H41ZM50 163V162H49ZM121 163V162H120ZM125 163V162H124ZM128 163V162H127ZM126 163V164H127ZM141 163V162H139ZM223 163V162H222ZM226 163V162H224ZM229 163V162H228ZM234 163V162H233ZM232 163V164H233ZM48 164V161L47 163ZM53 164V163H52ZM63 164H66V163H63ZM80 164V163H79ZM78 164V165H79ZM132 164V163H131ZM138 164V163H137ZM160 164V163H159ZM164 164V163H163ZM237 165V163H235ZM55 165V164H54ZM124 165V164H122ZM128 165V164H127ZM234 165V164H233ZM239 165V164H238ZM237 165V166H238ZM61 166V165H59ZM68 166V165H67ZM66 166V167H67ZM77 166V165H76ZM157 166V165H156ZM228 166V165H227ZM261 166V165H260ZM259 166V167H260ZM71 167V166H70ZM129 167V166H128ZM133 167V166H131ZM131 167L129 169H131ZM163 167V166H162ZM178 167V166H177ZM180 167V166H179ZM225 167V166H224ZM231 167V166H230ZM264 167V166H263ZM262 167V168H263ZM52 168V167H51ZM126 168V167H124ZM153 168V166H152ZM155 168V167H154ZM226 168V167H225ZM56 169V168H55ZM54 169V170H55ZM66 171L69 169V168H65V166L63 167H60V170H65ZM72 169V168H71ZM118 169V170H117ZM127 169V168H126ZM144 169V168H143ZM173 169V168H172ZM178 169V168H177ZM234 169V168H232ZM243 169V168H242ZM264 169V168H263ZM125 170V169H124ZM176 170V169H175ZM174 170V171H175ZM188 170V171H187ZM57 171V170H56ZM74 171V169H73ZM137 171V170H136ZM167 171V170H165ZM173 171V173H175ZM263 171V170H262ZM65 173V171H62L61 173ZM120 172V171H119ZM141 172V171H140ZM149 172V171H148ZM169 172V171H167ZM115 173V174H114ZM123 173H126V172H123ZM143 173V171H142ZM170 173L171 172V169H170ZM55 174V173H54ZM140 174V173H139ZM202 174V173H201ZM200 174V175H201ZM249 174V173H248ZM62 175V174H61ZM64 175V174H63ZM138 175V174H137ZM175 175V174H174ZM199 175V174H198ZM205 175V174H204ZM146 176V175H145ZM51 178V177H50ZM57 178V177H56ZM55 178V179H56ZM138 178H139V175H138ZM203 178V179H202ZM214 178V177H212ZM59 179V178H58ZM63 179V177H62ZM61 179V180H62ZM60 180V179H59ZM208 180V179H207ZM211 180V179H210ZM223 180H225L223 178ZM64 181V180H63ZM144 181V180H142ZM209 181V180H208ZM213 181V180H212ZM211 181V182H212ZM222 181V180H221ZM219 182V181H217ZM216 182V183H217ZM214 183V182H213ZM226 183V181H225ZM139 184V182H138ZM220 187H222V185L224 184L223 182H220L218 183ZM52 185V184H50ZM63 185V184H62ZM213 185V184H212ZM215 185V184H214ZM217 185V184H216ZM47 186V185H46ZM67 186V185H66ZM59 187V186H58ZM65 188V184L63 186ZM112 187V186H111ZM140 190H139V188ZM217 187V186H216ZM226 187V186H225ZM229 187V186H228ZM68 188V187H67ZM230 188V187H229ZM52 189V188H51ZM63 188L60 187V190H62ZM212 189V188H211ZM223 189V188H222ZM227 189V188H226ZM225 189V191H226ZM232 189V188H231ZM230 189V190H231ZM67 190V189H66ZM65 189L63 191H66ZM69 190V189H68ZM67 190V191H68ZM137 190V191H136ZM139 190V191H138ZM198 190V191H197ZM204 190V189H203ZM202 190V191H203ZM208 190V189H207ZM220 190V189H219ZM206 191V190H205ZM204 191V192H205ZM210 191V190H209ZM213 191V190H212ZM217 191V189H216ZM138 192H141V193H138ZM208 192V191H207ZM222 192V190H221ZM230 192V191H229ZM233 192V191H232ZM231 192V194H232ZM236 192V191H235ZM68 195V198H69V192H66ZM81 193V192H80ZM215 193V192H214ZM217 193V192H216ZM219 193V191H218ZM228 193L225 192V193H222V194H225L226 196ZM76 194H79V193H76ZM114 194V195H115ZM80 195V194H79ZM78 195V196H79ZM201 195V194H200ZM224 195V196H225ZM59 195L57 194V197ZM61 196V195H60ZM81 196V195H80ZM188 196V195H186ZM185 196V197H186ZM225 196V197H226ZM231 196V195H230ZM76 197V196H75ZM191 197V196H190ZM214 197V196H213ZM221 197V196H220ZM242 197V196H241ZM60 198V197H59ZM78 198V197H77ZM76 198V199H77ZM82 196L80 197L79 199V202L81 200ZM189 198V197H188ZM246 198V197H245ZM27 199V198H25ZM24 199V203L25 202H33L34 203V199L30 198L28 200H25ZM58 198H54L51 200V204L55 203L56 201L58 202L57 200ZM73 199V200H72ZM75 199V200H76ZM84 199V198H83ZM184 199V198H183ZM182 199V200H183ZM191 199V198H190ZM206 200V201H203ZM212 199V197L209 196L208 200ZM222 199V198H221ZM220 199V200H221ZM66 201H68V204L65 206L64 208V215L66 216L67 220L68 219H73L72 223L70 224H73L72 226L74 227V229L76 230V233L75 235L77 237L80 238V235L84 238H89L91 237V235H94L95 238H97L96 236V233H97V227L100 226V222H103L102 220L105 219L104 217V214H102L101 212L97 213L99 214V218L98 216L96 217V213L92 216L95 215V219H91L89 216V210H90V207L87 203H81L83 202V200L80 202V205L79 204H76L74 201V198H70V199H65ZM186 200V198H185ZM188 200V199H187ZM219 200V201H220ZM240 202L242 201L241 198L239 199ZM238 200V201H239ZM192 201V200H191ZM228 201V200H227ZM251 199L248 201L247 199L244 200V204L245 205H248V207H253L252 209L254 210V207L255 205L251 204ZM86 202V201H84ZM124 202V203H123ZM206 204H205V203ZM40 203V202H39ZM47 203V201H46ZM78 203V201H77ZM190 203V202H189ZM211 203V202H210ZM66 204V203H65ZM82 204H85V205H82ZM186 204V203H185ZM209 204V205H208ZM243 204V205H244ZM34 205V204H33ZM46 205V204H45ZM91 205V204H90ZM120 205V204H119ZM192 205V204H191ZM212 205V204H211ZM215 205V203H214ZM252 205V206H251ZM23 206V205H22ZM30 206V205H29ZM51 206V205H50ZM55 206V205H53ZM93 205H91L92 207ZM126 206V204H125ZM130 206V207H129ZM31 207V206H30ZM131 206L130 204L128 205V209L130 208L131 210ZM213 207V205H212ZM211 207V208H212ZM215 207V206H214ZM247 207V206H246ZM29 208V207H28ZM35 208V207H34ZM63 208V207H62ZM95 208V207H94ZM125 208V207H124ZM134 208V207H133ZM210 208V209H211ZM217 208V207H216ZM25 209V208H24ZM33 209V208H32ZM100 209V208H99ZM104 209V208H103ZM209 209V211H210ZM238 209V208H237ZM251 209V210H252ZM94 210V209H93ZM92 210V211H93ZM136 210V209H134ZM215 210V209H214ZM239 210V209H238ZM256 210V209H255ZM59 211V210H58ZM63 211V210H62ZM102 211V210H101ZM129 211V210H128ZM137 211V210H136ZM201 211V210H200ZM216 211V210H215ZM214 211V212H215ZM36 212V211H35ZM105 212V211H104ZM138 212V211H137ZM208 212V210H207ZM213 212V211H212ZM236 212V210H235ZM54 213V212H53ZM145 213L148 215L146 216ZM153 218H152V215ZM190 213V212H188ZM218 213V212H217ZM223 213V212H222ZM228 215H229V212L227 211ZM237 213H239L237 211ZM52 214V213H51ZM134 214V213H133ZM139 214V213H138ZM209 214V213H208ZM211 215H214V213H210ZM216 214V213H215ZM254 214V213H253ZM257 215H253L255 216V218L257 217V219H261L259 216V212L256 213ZM259 214V215H258ZM206 215V214H205ZM210 215V216H211ZM227 216V214H225ZM232 215V214H231ZM215 216V215H214ZM222 216V215H221ZM224 216V215H223ZM225 216V217H226ZM230 216V215H229ZM227 216V217H229ZM206 217V216H205ZM204 217V218H205ZM226 217V218H227ZM233 217V216H232ZM187 218V217H186ZM191 218V217H190ZM213 220H216L215 217H212ZM230 218V217H229ZM254 218V217H253ZM127 219V217H126ZM193 219V218H192ZM224 219V218H223ZM234 220H237L235 218H233ZM249 219V218H248ZM247 219V220H248ZM256 219V220H257ZM132 220V219H131ZM129 219V221H131ZM202 220V219H201ZM208 220V219H207ZM220 221L221 219L217 217V220L216 221ZM227 220V219H225ZM231 220V219H230ZM229 220V221H230ZM254 220V221H256ZM198 221V220H197ZM196 221V222H197ZM205 221V220H204ZM209 221V220H208ZM222 221V220H221ZM233 221V220H232ZM258 221V220H257ZM226 222V221H225ZM245 223V222H244ZM252 223V224H251ZM65 224V223H64ZM131 228L133 230H138L139 228V225L136 224V223H132L131 222ZM223 224V223H222ZM227 224V223H226ZM229 224V222H228ZM231 224V223H230ZM234 224V223H233ZM251 224V225H250ZM256 224V222H255ZM103 225V224H101ZM221 225V224H220ZM225 225V223H224ZM243 225V224H242ZM262 225V224H261ZM66 226V225H65ZM234 226V225H233ZM239 226V225H237ZM236 226V227H237ZM250 226L252 227L253 226V222L251 221V217H250V220L247 221V223H245L244 227L242 226L241 229H237V231L235 232L233 229H232V226H225L226 228H222V229H225L224 230V234L227 235V236H230L231 237H235L234 239L237 238V240H235L237 243L239 242V239H242L244 235L247 236L248 232H247V227ZM67 227V226H66ZM222 227V226H221ZM235 227V228H236ZM249 227V228H250ZM129 228V226H128ZM234 228V229H235ZM102 229V228H101ZM146 229V228H145ZM246 229V230H245ZM71 230V229H69ZM143 230V229H142ZM153 230V231H154ZM205 230V231H204ZM208 230V229H207ZM5 230L2 229V232H4ZM72 231V230H71ZM132 231V230H131ZM141 231V229H140ZM139 231V232H140ZM152 231V230H151ZM152 231V232H153ZM263 231V230H262ZM99 232V231H98ZM149 232V231H148ZM156 232V233H157ZM138 233V232H137ZM142 233V232H141ZM151 233V232H150ZM154 233V232H153ZM222 233V232H221ZM247 233V234H246ZM139 234V233H138ZM264 234V233H262ZM262 234H261V238L257 241L259 246L257 247L256 250L259 249L258 251V254L259 252H263L264 251V237H262ZM152 235V233H151ZM157 235V234H156ZM174 235H178L179 236V239L176 240L175 238L173 239V236ZM236 235V236H234ZM93 236V237H94ZM99 236V235H98ZM101 236V235H100ZM130 236V235H128ZM160 236V235H159ZM244 236V237H246ZM81 237V238H82ZM99 238V237H98ZM133 238V237H132ZM160 238V237H159ZM205 238V237H204ZM134 239H138L137 237H134ZM141 239V238H140ZM165 239V240H166ZM216 240H213L214 243H216V241L218 240L217 238H215ZM71 240V238H70ZM91 240V239H90ZM96 240V239H95ZM211 240V239H210ZM73 241V240H72ZM77 241V240H76ZM159 241V240H157ZM162 241V240H161ZM209 241V240H208ZM242 241V240H241ZM241 241L239 242L240 244L244 243ZM16 242V241H15ZM70 242V241H69ZM164 242V241H163ZM162 242V243H163ZM177 242H181V243H187L188 245H191L189 248L186 247V248H183V249H176L177 247H175V244ZM219 242V241H218ZM260 242V243H259ZM130 243H132L130 241ZM161 243V242H160ZM12 243H9L8 245H0V250L6 248V246H10ZM74 244V243H73ZM79 244V243H78ZM84 244V243H83ZM86 244H89V241L88 243ZM132 244V245H133ZM186 244V246H187ZM217 244V243H216ZM250 244V243H249ZM85 245V244H84ZM130 245V244H129ZM130 245V246H132ZM244 245V244H243ZM251 245V244H250ZM20 246V245H19ZM73 246V245H72ZM149 246L153 247L154 249L152 248H149ZM156 246H159L160 248H162L163 246V252L165 253L164 255L157 249L155 248ZM194 246V248L192 247ZM239 246V244H238ZM242 246V245H241ZM252 246V245H251ZM256 246H257V243H256ZM94 247V246H93ZM213 247V246H212ZM216 247V246H215ZM253 248V246H252ZM171 249L172 252L168 254V250ZM215 249V248H214ZM255 249V248H254ZM252 249V250H254ZM261 249V250H260ZM263 249V251H262ZM250 250V248H249ZM248 250V252H249ZM251 250V252H252ZM255 250V251H256ZM221 252V251H220ZM248 252H245V253H248ZM254 252V251H253ZM256 253V252H255ZM131 254H132V247H131ZM250 254V252H249ZM248 254V255H249ZM253 254V253H252ZM264 255V252L261 253ZM255 255V254H254ZM252 256L253 258L256 257L255 256ZM17 256V253L15 251H12L11 252V257L9 259L6 260V262H13L15 264L14 261H10V259H15L14 257ZM93 256V255H92ZM259 256L261 257V255H258L257 258L259 259ZM257 258L255 259H252L249 255L248 259H249V262L250 263H253L255 260H257ZM223 259V258H222ZM252 259V261H250ZM262 259V257H261ZM257 260L255 261L254 264H264V261L262 260ZM12 263V264H13ZM148 263V262H147ZM224 263V262H223Z\"/></svg>",
  "mask_w": 264,
  "mask_h": 264
},
{
  "label": "crops",
  "instance_id": "obj_3",
  "mask_svg": "<svg viewBox=\"0 0 264 264\" xmlns=\"http://www.w3.org/2000/svg\"><path fill=\"white\" fill-rule=\"evenodd\" d=\"M72 0H0V87L14 72L39 82L64 43L79 33L91 12ZM31 99L0 108V121L30 111Z\"/></svg>",
  "mask_w": 264,
  "mask_h": 264
},
{
  "label": "built area",
  "instance_id": "obj_4",
  "mask_svg": "<svg viewBox=\"0 0 264 264\" xmlns=\"http://www.w3.org/2000/svg\"><path fill=\"white\" fill-rule=\"evenodd\" d=\"M75 4V0H72L69 3L70 7ZM36 86V81L14 72L10 73L7 77L6 83L0 87V108H6L8 105L16 101L30 99ZM6 120L7 119L2 122H5Z\"/></svg>",
  "mask_w": 264,
  "mask_h": 264
}]
</instances>
